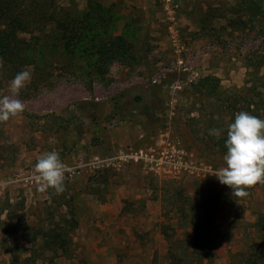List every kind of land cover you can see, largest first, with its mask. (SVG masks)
Listing matches in <instances>:
<instances>
[{"label": "rangeland", "instance_id": "obj_1", "mask_svg": "<svg viewBox=\"0 0 264 264\" xmlns=\"http://www.w3.org/2000/svg\"><path fill=\"white\" fill-rule=\"evenodd\" d=\"M18 1L27 14L38 6L49 12L45 20L32 13L31 24L56 25L52 15L57 22L72 15L98 42L125 37L137 62L100 74L97 56L64 50L62 33L25 35L41 44L30 52L38 63L28 68L31 82L16 97L24 112L0 123V264H172L167 236L184 234L177 199L199 194L197 180L229 188L211 173L226 166L219 142L231 107L254 88L264 93V67L258 74L248 67L264 58L260 27L233 26L241 0ZM208 77L220 80L219 96L201 90ZM9 85L0 87V98L11 95ZM122 94L132 114L114 117L113 98ZM146 105L157 113L142 115ZM142 150L147 159L134 161ZM51 151L68 169L60 194L39 191L33 179L38 157ZM169 161L187 163L189 171ZM246 190L218 211L213 264H231L233 255L264 243L256 227L264 220V184ZM44 233L53 239L43 241ZM62 233L66 251L54 240Z\"/></svg>", "mask_w": 264, "mask_h": 264}, {"label": "trees", "instance_id": "obj_2", "mask_svg": "<svg viewBox=\"0 0 264 264\" xmlns=\"http://www.w3.org/2000/svg\"><path fill=\"white\" fill-rule=\"evenodd\" d=\"M20 6L18 0H0V60L3 61V67H0V87H4L6 82L10 83L17 73L28 70V68L38 64L36 57L31 55L30 52H36L37 46H40L41 42L36 37H33L32 40L25 37L26 34L29 35L36 31L40 32V34H45L50 30L57 36L59 35L57 34L58 32L62 33L64 39L61 37L59 44L70 54H82L83 56L90 54L87 55L90 56L88 59L92 55L97 56L94 65L98 67L100 74H106L108 69L115 63L134 65L137 62V57L133 52V45L123 36L112 37L98 42L96 37H91L87 32L85 33L87 29L83 27L85 25L81 24L80 20L72 15L63 16L59 22L56 20L57 16L55 14L52 15L51 19L56 22V25L31 24L26 19L32 13L36 12L37 18L45 20L46 13L49 12L38 6L36 8L31 7V10H28L30 12L27 14L26 10L20 8ZM237 9L239 19L233 22V26L239 27L240 31L250 27L254 29L260 27L258 33L264 38V0H241ZM103 10L100 11L101 16L105 12ZM36 41L38 42L36 43ZM261 61L258 65L255 62V64L252 63L248 66L249 71L255 68L254 73L258 74L264 67V58ZM219 83V79L208 77L201 80L199 86L201 90L207 89L209 93L219 96L221 94ZM156 88L159 91L160 87L156 86ZM123 98H125L124 94L113 98L114 117L132 114L128 109L133 106L130 102L125 103ZM137 100L142 102L143 97L137 95ZM244 109L250 112L251 115L264 120V93L254 88L250 97L241 103L239 107L236 105L231 107L234 114L232 123L235 120V115L244 111ZM141 110L142 115L151 112L157 113V109L153 108L152 105H146ZM157 122L163 121L157 120ZM223 134L227 136V131ZM226 140L227 137H223L219 145L223 148L226 147ZM215 183L214 180L195 181V186L199 187V194H188L185 198L177 199L174 204L178 223L182 224L181 228L184 229V234L182 237L179 236L172 240H170V236H167L169 241H171L168 259L172 264H213L216 260L214 225L218 211L222 205H235L241 198L234 197L230 188L226 191H217ZM203 185L205 186L203 187ZM256 227L259 235L263 236L264 220H259ZM43 235V241L47 238L53 239V236L49 233H44ZM54 237L57 245L61 247L57 249L66 251L68 249L66 234L62 233L59 236L54 235ZM239 257L242 258V264H264V243L256 249L251 248L245 252L233 255L231 264H236L234 261ZM30 261L29 259H24L22 263L29 264Z\"/></svg>", "mask_w": 264, "mask_h": 264}, {"label": "clouds", "instance_id": "obj_3", "mask_svg": "<svg viewBox=\"0 0 264 264\" xmlns=\"http://www.w3.org/2000/svg\"><path fill=\"white\" fill-rule=\"evenodd\" d=\"M0 67H3L2 60ZM31 78V72L24 70L10 81L11 95L0 98V123L24 112V103L16 97L31 82ZM209 134L219 138L220 131L211 129ZM226 148L227 153L223 157L226 166L211 175L216 176L222 185L232 189L234 197H246V189L264 184V120L248 112H238L234 122L228 125ZM67 171V166L57 152H46L37 159L33 179L39 191L46 192L51 188L60 194L65 191Z\"/></svg>", "mask_w": 264, "mask_h": 264}, {"label": "built area", "instance_id": "obj_4", "mask_svg": "<svg viewBox=\"0 0 264 264\" xmlns=\"http://www.w3.org/2000/svg\"><path fill=\"white\" fill-rule=\"evenodd\" d=\"M144 159H147V158L145 157L143 150L140 152H137L135 154V157H133V160L136 162L143 161ZM97 161H98V159H97ZM169 165L172 166L177 171H182V170L189 171V166L187 165V163L178 162V161H169Z\"/></svg>", "mask_w": 264, "mask_h": 264}]
</instances>
